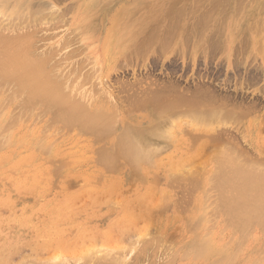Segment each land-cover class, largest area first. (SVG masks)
I'll return each instance as SVG.
<instances>
[{
  "label": "bare ground",
  "instance_id": "6f19581e",
  "mask_svg": "<svg viewBox=\"0 0 264 264\" xmlns=\"http://www.w3.org/2000/svg\"><path fill=\"white\" fill-rule=\"evenodd\" d=\"M126 1H128V0H126ZM132 1H133L132 4H135V5L129 7V6H126L125 3H122L123 2V0H122V2L119 4V6L115 9V12L106 13V10L108 8V4H106L104 7H101V9H99V7H100V6L98 7L99 0H82L81 6L77 9L76 14L74 13L75 14V16L73 18L74 22L72 23V24H74V25H72L73 28L71 30H69L70 31L69 33L67 32L70 35H67V34L66 35L71 36V34L73 35V33L75 34V33H81V32L85 33L86 32V33L93 34V36H94V35H97L99 33L101 34V31H102L104 33V35L106 36L105 37L106 41L104 42L103 47H101L102 51H103L102 57L100 58L101 62L98 61L99 59L97 58V56L94 58L99 62L98 65L100 67L106 68L107 67L106 65L108 64L107 62L109 60H110V62L115 61L116 58H118L119 56H121L125 52V48L129 44H130L128 46L129 48H127V49H129V51H131L130 55H134V54L136 55L142 50H143V52H140V53H144L146 48L148 46L152 45V43H155L153 45H157L158 40H159V43H158L159 46L158 47L160 48L161 51H163L165 48H167L169 46L170 43H172L175 40V37H176L184 45H187V44L189 45L191 43V45H193L194 48H196L193 51L197 50V52H198L199 50H201V51L203 50V53L202 52L201 53L205 54L204 50L207 49L206 50L207 53L209 51L210 52L209 54H211L212 51L215 50L216 48L219 49L220 47L222 48L225 46V45L221 46L220 41H221V37L223 35V30L225 28H228V25H230V27L233 28L231 30V33H233V31H235V30H240V29L245 30L247 27H248V29L246 30L245 33L251 32L254 34L255 33L254 31H256L253 29L254 25L252 28V26L250 25L251 23L249 24V22L252 21L251 19H253V20L255 19L253 16H251L252 14H250L248 16L247 23H245V21L243 19L242 20H238V19L235 20V17L237 14L235 12H237V9L235 7L229 9L230 5L222 3V2H224V0H220V1H218V0H192L193 4H189L191 0H165L164 2H162V0H132ZM202 1L204 4L202 3ZM239 1L242 2L243 0H239ZM101 2H102V0H101ZM27 3H28L27 6H29V4H30L29 0H0V91L3 89L5 91L7 89V90H10L11 93L13 92L11 97H10V95L8 96L10 99L7 98V105H9L8 100H10V102H12L11 99L13 100V98L14 99H20L21 98V101L19 100L21 102V104H19V101L16 103L19 106V108L22 105L23 110L33 111L32 108L34 109V107H36V109H39L40 107H42V112L40 115L41 117H45V115L47 117L48 114H52V116L49 115L50 117H49L48 121L52 122L53 124L60 123L61 126H63V128H66V130L68 129V130L72 131L71 135H69L68 133H65L63 135L62 139L66 138L70 142H72L69 144L70 145L72 144V146L74 148L73 149L74 152L67 151L66 147L63 144L64 141L59 143L58 145H57L58 140H56V141L53 140L54 142H52L51 138H50L52 134L51 135H45V136H43L44 134H42V137L39 138L38 135L40 134V132H42V130H41L42 128L38 129L36 127H33L30 129V128H26V127L23 128V126L19 125L18 127H21V128H19L20 130L15 132L14 136H12V138L10 140H7L8 144H6V146L3 145L5 149L0 151V168L1 167L4 168L6 165L9 164L10 167L9 166L8 167H9V173L10 174H15L17 177L18 176L23 177L24 175L29 177L30 182H29L28 186H26L25 183L23 184V186H25V187L20 186L21 189L29 190L31 187L35 186L36 181L34 178L32 179L33 174L32 175L30 174L31 170L28 169L30 172H24L23 168L30 167V166L32 167V164H33L34 167L32 168V170L35 168V169H37L36 172L46 173V175H47V171H49L50 169L47 167H43L41 164L37 165L38 161L47 159V161H49V162H51V161L54 162L57 157H59V158L63 157L64 156L63 153H66L65 155H67L68 158H70V157L73 158L74 161L81 160V159L92 160V158L94 157V160L96 159L95 161H97L98 163L103 165V167H104L103 169L109 173L117 172L119 170L118 164H120L122 162L126 165V167L129 168V169H127L126 172H128L130 175H135L138 173L141 174V172H143V171L145 172L147 169H150V166H151V168H153L152 164L154 166L156 165L158 169L164 168L166 171V174H168L171 172H173V173L179 172L181 169L180 168V166L182 164L181 160H175V161L170 160V159H174V158L178 157V155L174 154V153L178 152V148H179L178 146H190V147H192V149L190 148L191 151L193 150L194 146H198V147L201 146L200 147L201 150H203L202 148H204V147L206 149L208 147L221 146L220 148H222V151H221V149H219V151H217V152L215 151L216 154L212 153V152H214V150H212V152H210L213 155L215 154L214 156L211 155V156H213V159H211V160H213L214 163L212 165H210L211 170H213V173L215 174V175H211V174H213L211 172L210 176H212V177L216 176L215 177V180H216L215 181L216 182L215 188H216V190H213V189L212 190L214 191V193L218 192L219 197L217 196L218 199L216 198L218 200V204H219L218 206L220 207V211H222L221 215H222V217H224L223 221L225 222V225L227 227L226 229H230V232H231L230 236L228 237L229 241H232L234 246L236 244V247L237 248L239 247V250H237V251L226 250L227 247H226V245H223V243H224L223 239H220L216 234H212V236L210 235L209 238H207L208 242H206L204 240V238H202V236H201V238H199L198 235L195 237V234H194L193 238L195 237V239L192 238L193 241L188 243L187 246H188V253L189 254H187V253L186 254H187V256L188 255L191 256V259H192L191 264H264V162L257 161L255 158L252 157L253 155L250 156L249 154H247L246 150L244 151L245 148L241 149L242 148L241 145L238 147L237 146L238 143L236 144L234 142V141H236L237 138L230 140L229 138L226 137V135H221L222 133L220 135H218L219 132H217L218 134H215V135L212 134V137L210 136L211 134H209L210 137L204 136L206 138L209 137L210 139L208 138L209 140L202 141V142L198 143V141L200 140V136L201 137H203V136L197 134V132H196L199 130L206 131L209 129V127H211L214 124H217L219 122H223V123L224 122H230V121L235 122L236 120L239 122V120L245 118L244 116L247 114L246 112L248 111V109H250V108H248V105H246V107L248 109L246 108L247 110L246 111L244 110L245 111L244 112V111H242L243 104L240 105L241 102H240V104L239 103L235 104V101H234V102H232L233 103L232 104L229 102L230 101L228 99L229 97L228 98L225 96L220 97V96L216 95L214 91L208 92L209 88L207 89V87L204 88V87L199 86L200 88L197 87V90H195V91L193 90L190 93L187 92L184 94H182V93L178 94V93H173L174 91L172 92V90L169 91L171 88V86H170V88L168 87L169 90L166 88V90H168V92H164L162 94H159V91L156 90V93L154 92L155 94H151V96L149 95L150 93L149 94L147 93V95H149V96H146V94H145L144 95L145 98H141L142 94L140 95V98H135L134 95H131V94L127 95L126 94L127 102L125 104H129L132 111H134V110H136V111L143 110V111L139 115H136V116L134 115V116H129L127 118H120V111L119 110H120V108H122L124 106L122 103V100H121V103L119 102V100H117L114 103L112 102V104L110 102L111 108H109L108 105H105V103L107 104V102H108L107 101L108 98L107 99L104 98V100L106 99V101H107V102L105 101V103L104 102L102 103L101 102L102 100H100V98L98 99L97 103L94 100L86 101V100H88L86 97H89L91 92H89L90 94H88V93L83 94V89L81 91L79 89L80 88L79 87L80 82L78 83V81L82 77H84V74H81L82 73L81 71H84V70H82L81 67H79L80 64H78V62H77L76 65H73L75 67H72L73 69L69 70L67 73L65 72L64 68H62L63 64H65L64 62H67L65 60L71 59L73 57V55L66 56L63 60L64 62H61V63H60V61L56 63L54 61V59H52L56 63L55 66H52L49 63V60H51V58L53 57L52 52H54L53 50H56L55 47H53V50L51 51V54L49 56L50 59H48L46 57L47 51H46V53L41 52V54L34 53L35 52L34 48L36 45L35 43H33L34 38L27 35L29 30L28 31L27 30L24 31V30L27 28L28 29L33 28L34 26H36V28H37L36 30H40V29L43 30L45 27H42V26H45V24H40L41 25L40 27H42L40 29H39V27H37L36 24L45 22L46 18L51 19V17H52L54 19L56 16L54 15L55 13L51 14V12H50L51 15H47V16L48 17L51 16V17H49V18L46 17L44 19L45 15L41 16V13H42V10L44 9V7L40 6V5L39 6L36 5L33 8V10L28 9V11H26V9H24V11H23L22 8L20 7V4L22 6V4L26 5ZM242 4H243V2H242ZM45 5H48V4L44 3V6ZM129 5H131V3ZM250 5H251V3H250ZM234 6H235V3H234ZM244 6H242V7H244ZM240 7L241 6H239V8ZM50 8L51 7H49V9ZM244 8H246V7H244ZM255 8H259V6L254 5L252 10L254 11ZM256 10H258V9H256ZM68 11L70 12V9ZM217 11L219 12V14L221 13V15L216 16L215 13ZM229 11H231V14H229ZM26 12H28V13H26ZM62 13H61V15H64V13L63 14ZM68 13H66V14H68ZM222 14H224V15H222ZM58 15L61 17V20H62L63 17L59 13H58ZM53 19H51L49 21H51V23H52V21H54ZM57 19H60V18L58 17ZM57 19H55V20H57ZM47 21H46V25H47ZM59 22H61V21H59ZM225 22H226V25L222 26V24ZM51 23H50V25H51ZM61 23H59V24H61ZM257 24H258V22L256 23V25ZM53 25L56 26L54 23H53ZM53 27H51V28H53ZM56 27H58V25ZM55 29L57 30V28H55ZM30 30H32V29H30ZM32 32H31V34H32ZM177 32H179V34H175ZM174 34H175V37H174ZM84 36L85 35H83L81 37L83 38ZM77 37L78 36L75 37V41L78 40ZM64 38H62V39H64ZM71 38L70 39L68 38V39L71 40V42H72L73 39H71ZM82 38H79V40ZM84 38H86V40H87V37H84ZM138 38H140V40L136 41ZM243 39H245V38H243ZM66 40H67V38H66ZM75 41H73V42L75 43ZM203 41H205L208 48L203 47L204 46L202 44ZM59 42H60V40H59ZM63 42H62V44H63ZM68 43H66V44H68ZM77 43H78V41H77ZM62 44H60V46ZM63 45H65V44H63ZM184 45H183V47H184ZM62 47H64V46H62ZM56 48L59 49L60 47L58 48V45H57ZM50 50L48 51L49 53H50ZM61 50H60V52H61ZM187 50H185V51L187 52ZM210 50H212V51H210ZM64 52H65V50H64ZM81 52H82V50H81ZM243 52L245 53V51H243ZM69 53H71V51ZM43 54H45V55H43ZM54 54H56V51ZM71 54H73V52ZM194 55H196V54H194ZM251 58H252V56H251ZM90 63H92V62H90ZM82 64H83V62H82ZM67 65H69V64H67ZM68 68H69V66H68ZM84 69H86V67ZM259 72H260V70H259ZM69 73H70V75H73L72 79H69L68 76H66ZM89 73H90V71H89ZM87 75L88 74H86L85 77H87ZM97 76H99V74L96 75V77ZM92 78H93V76H92ZM89 79H90V77H89ZM90 80H88V81H90ZM88 81H87V83H88ZM84 83L86 85V82H84ZM83 86H84V84H83ZM90 87H91V85H90ZM165 87H166V85H165ZM165 87H164V89H165ZM162 88L163 87H161V89ZM173 90H175V88ZM211 90H212V88H211ZM85 91H86V89H85ZM157 91H158V93H157ZM182 91H184V90H182ZM8 92H7V94H8ZM72 92H74V93L76 92L75 94L77 96ZM134 92H136V91H134ZM80 93H82L83 95L82 94L80 95ZM2 94H3V92H2ZM72 94H73V96H72ZM119 94H120V92H119ZM84 95H86V96H84ZM75 96H76V98H75ZM79 96L80 97L82 96V98L80 99ZM77 97H79V100L77 99ZM84 97L86 98V100H85L86 102L84 101ZM93 97H95V94L93 95ZM93 97L90 95V99H92ZM5 98H3V99L5 100ZM110 100H112V98H110L109 101ZM3 101H2V103H3ZM123 102H125V101H123ZM4 105H6V104L4 103L3 107H4ZM239 105L242 107H239ZM126 106H128V105H126ZM249 107H251V109H252L253 105L252 106L250 105ZM8 113L4 112L3 114H0V117H1L0 126H1V124L3 125L4 122L5 123L9 122V121L6 122L8 115H10ZM25 113H27V111ZM29 116L30 115H28V117ZM250 116H252V115H250ZM14 117H16V116H14ZM18 117H19V115H18ZM34 118H36V117H34ZM17 120H19V119H17ZM13 121H12V123H13ZM48 121H47V123H48ZM183 121H184V125H187V127L190 128L189 131H191L187 134V138H183V136H181L179 134L180 132H182L183 128L185 129V127H186L185 126L182 128V126H183L182 122ZM260 121H263V120H260ZM170 125H171V127H170ZM47 127H48V125H47ZM169 127H170V129L172 128L174 134H172V132L169 133V131H170ZM232 130H233V128H232ZM47 131H49V127H48ZM26 132H27V135H26ZM186 132H184V133H186ZM45 133H47V132H45ZM184 133H182V135ZM223 136H224V138H223ZM9 137H10V135H9ZM9 137H8V139H9ZM80 137H83V138H80ZM223 139H225V140L222 141ZM232 140H234V141H232ZM237 142H238V140H237ZM69 144H68V146H69ZM0 145H2V144H0ZM3 146H2V148H3ZM172 146H175V149L173 151H170L167 154L162 155V152L164 150H168ZM226 147L227 148L231 147L230 148L231 151L229 149V153L227 152V150L226 151L224 150V148L227 149ZM64 149H65V151H63ZM180 149H181V147H180ZM208 150L210 151V148ZM198 151L201 152L200 149L197 150V153H196L197 155L199 153ZM67 152H69V154H67ZM189 152H190V150H189ZM42 153L46 154L45 155L46 157H44V155ZM210 153H208V154H210ZM192 157H196V156H192ZM187 158L189 161V159H190L189 155ZM64 159H66V157ZM191 159H190V161H191ZM193 160H195V158ZM163 161L168 162L169 165L164 164ZM185 161H186V158L184 159V161L182 160L183 164L185 163ZM62 162L64 164H62ZM62 162H60L61 163L60 165L56 164L59 166H56L57 168H54V171L51 170L53 172V174H54V172L60 173L61 171H65V172L68 171L69 172L68 169L70 168V166H68L66 164V162H64V161H62ZM57 163H59V162H57ZM197 163H198V161H197ZM208 163H206L207 166H208ZM201 165L198 167L200 169L204 170L205 166L202 167L203 165L202 166ZM188 166H190V168H194L193 166H191L189 164L187 165V167ZM74 169H75V167L72 166L71 170H74ZM186 169L188 170L189 168H186ZM186 169H184L186 172L184 170H183L184 172L182 171L183 172L182 176L185 175V173H187ZM152 170H154V168ZM195 170L196 171H194V172L188 171L189 174L187 173L188 174L186 177L187 179L185 178L186 179L185 182L187 181L186 185H188V186L191 185L192 187L194 186L193 188L190 186L191 189L186 186L187 190H189V189L192 190L195 187H197V185L201 186L200 181L203 178L201 180H199V178H197L199 175V171H198V169H195ZM93 171L100 174V171H99V169L97 170V168L93 169L92 172ZM147 171L149 172V170H147ZM33 173H35V172H33ZM48 173H50V172H48ZM124 173H125V170H124ZM163 173H165V172H163ZM69 174H71V173H69ZM203 174H206V173H202L200 177H202ZM46 175H44V176H46ZM126 175H127V173H126ZM37 176H39V175H37ZM182 176H180L181 179H182ZM104 177H105V175H104ZM122 177H124V176H122ZM127 177L128 176H126V178ZM171 177H169L170 180H174V179L177 180V178L174 177V179H173ZM180 177L178 178V180L180 179ZM184 177L182 180H184ZM1 178H2V180L4 178H5L4 180H6V177H4V176ZM37 179L39 180V178H37ZM181 179L179 181L184 183V181H182ZM175 180H174V182H176V185H177L178 180L177 181H175ZM208 180H209V178H208ZM116 181H114V182L116 183ZM213 181L214 180H212L211 183ZM169 182L170 181H168V183ZM209 182H207V184ZM13 184H14V181H13ZM118 184H120V183H118ZM213 184H214V182H213ZM19 185H21V184H19ZM166 186H167V183H166ZM184 187H185V185H184ZM211 187L214 188L213 185H211ZM3 188H5V187H3ZM114 189H116V188H114ZM209 189L210 188H207V189H205V191L209 190ZM88 190H89V188H88ZM94 190H95V188H94ZM98 190H99V188H98ZM190 190H189V193H191ZM18 191H19V189H13L12 188V189H10V194L14 193V192H18ZM100 191H102V190H100ZM205 191H204V193H205ZM147 192H145V193L147 194ZM146 194H145V197H146ZM151 194L154 195V193L151 192V193H149V197ZM192 194H190V195H192ZM205 194H207V193H205ZM3 195H1V196H3ZM162 195L160 196L161 201L159 204L156 203L157 201L159 202V198L156 199L155 201L152 200L156 204L155 205L156 207H154L156 209H151L149 212L147 211L148 215L146 213V215L144 214V216H148L151 218V217H153V214H152L153 212H157L156 214H158V213L162 214L163 209L161 210L160 204L164 200H166V199H163V201H162L161 198L164 197V194H162ZM165 195H166V193H165ZM190 195L188 194L187 196L189 197ZM4 196L7 197L8 195H4ZM139 196H141L140 200H142V197L144 198V196H142V193H140ZM97 197H99V195ZM151 197H150V199H151ZM109 198H108V202L110 203ZM115 198H113V199H115ZM69 199H71V197ZM132 199L134 200V198H132ZM150 199L148 201H150ZM206 199H207V197H206ZM102 201L105 203L107 200L105 201L102 199ZM152 201L150 202L151 204L153 203ZM59 202H62V200ZM103 202H102V205H103ZM204 202H206V201H204ZM94 203L97 204V205H94V209H93L95 211V214H96V211H99V210H97V206L100 207V205H99L100 203L96 200H94ZM135 203H136V201H135ZM88 204L86 203V206ZM93 204H92V206H93ZM112 204L111 205L108 204L107 213L112 212V210L109 209V208L113 207ZM57 205H58V207L60 206L59 204H57ZM129 205H130V203H129ZM152 205L149 204L150 208L151 207L153 208ZM157 205L159 207H157ZM162 205H163V203H162ZM216 205H217V202H216ZM86 206L84 205V207H86ZM175 207L176 206H174V209L177 210V208H175ZM179 207H181V206H179ZM148 208H146V209H148ZM51 209H52V207H51ZM113 209L115 210V208H113ZM199 209L197 208V210H199ZM30 210H32V209H30ZM125 210H126V206H125ZM212 210H213V208H212ZM69 211H71V210H69ZM201 211H200V213H201ZM129 212H130V210H129ZM142 212H144V210L141 211V213ZM202 212H204V211H202ZM209 212H211V211H209ZM85 213H87V212H85ZM92 213H93V211H92ZM114 213H116V212H114ZM32 214H34V213H32ZM58 214H59V212H57L51 216H48L47 218L45 217V219L42 220L41 222H33L32 221L33 222L32 223V222L28 221L29 222L28 223L27 221L26 222L25 221H19V222L15 221L16 222L15 225H17V227L19 228V231L17 232L18 235L16 234V237L18 239L26 242L31 248H33L34 258L36 259V262H35V259H33V262H35L36 264H68V263L64 262L65 261L64 258L67 254L63 255V253L66 252V251L63 252L64 251L63 248H66V246L63 247L64 244H63V242L60 241V239H57V237H58L57 235H56L57 237H55V235H54V237H53V235L51 237L50 234L52 231L50 232V230L48 229V225L49 226L52 225L54 227L57 226L56 220L58 221L59 216H55V215H58ZM154 215H155V213H154ZM118 216H120V215H118ZM155 216H157V215H155ZM159 216H157V217H159ZM70 217H71V215H70ZM125 217H128V216H126V214H125ZM125 217L120 216L121 222L119 220L117 222V225H116V226H118V224H120L118 226L119 228L116 226H113V231L119 232V230L121 229L120 226L122 224L125 225V224L129 223V221L126 220ZM144 218H146V217H144ZM31 219H32V217H31ZM168 219L169 218L158 222L157 230H158L159 235L162 238L166 239L167 237H169L170 241H171L172 235L169 236L168 234L170 231H173L172 229L175 227L177 221L175 218H170L169 219L170 221H167ZM194 219L192 218V221H194ZM183 220H184V218H183ZM60 221H62V220L60 219ZM206 222H208V221H206ZM132 224H134V223H132ZM132 224H130V225L132 226ZM197 225H199V224H197ZM197 225H194L193 227H196ZM213 225L214 224H212V226ZM125 226H127V225H125ZM125 226H124V228H125ZM134 226H136V224L133 225V227ZM121 227H123V226H121ZM135 228L136 227H134V229ZM142 228H143V226H142ZM55 229L57 231L56 227H55ZM73 229H75V228H73ZM143 229H145V228H143ZM184 229L185 228H183V230ZM226 229L224 228V230H226ZM28 230H30L29 236L26 237L27 235L25 236L24 234ZM136 230H138V228ZM147 231L148 230H141L140 229L136 233L141 235L142 233L144 234V232H147ZM72 232H74V231H72ZM222 232H223V230H222ZM98 233H99V231H98ZM112 233H115V232H112ZM61 234H62V232L59 235H61ZM116 234L118 235L119 233H116ZM116 234L115 235L113 234L114 236H111V234H110V237L109 236L107 237L108 240L110 239V242L112 241L111 243H109V247L111 244L112 246L110 248L121 249L122 248L121 242H119L120 243L119 245H116L117 242L120 241V240H118L120 235L116 236ZM250 234H252V235L250 236ZM88 235H89V233H88ZM88 235H86V237L84 236L85 239L87 238ZM144 235H146V234H144ZM206 235H207V233H206ZM204 236L205 235H203V237ZM157 237H158V234H157ZM59 238H61V237L59 236ZM68 238L66 236V240ZM136 238H138V237H136ZM71 240H72V238H71ZM88 240H90V239H88ZM151 240H149V241H151ZM155 240H152V241H155ZM174 240L175 239L173 238L172 241H174ZM190 240L191 239H189V241ZM5 241H6V239H5ZM83 241H84V239H83ZM172 241H171V243H173ZM148 242L145 244L147 245ZM158 242L160 243V241H158ZM154 243H156V241ZM159 243H158V245H159ZM74 247H76V245H74ZM109 247H108V249H109ZM224 247H226V249ZM0 248H1V246H0ZM95 248L96 247H94L91 250H93V252H94ZM150 248H151V246H150ZM91 250L86 252L87 255H89L90 252H92ZM140 250L144 251L143 247H142V249L140 248ZM50 252H52V255ZM184 252H183V254H184ZM129 253H130V251H129ZM139 253H141V252H139ZM33 254H32V256H33ZM97 254H99V253H97ZM144 254H145V252H144ZM242 254H245V255H242ZM71 255H74V254L72 253ZM83 256L85 257V255H83ZM136 256H137V254H136ZM173 256H174V254H173ZM220 256H224V257H221V260H218ZM69 257H71V256H69ZM78 257H80V256L78 255ZM169 257H171V256H168V258ZM80 258H81V262H82V255ZM89 258L90 259L93 258V255L90 256ZM68 259H70V258H68ZM224 259H225L224 262H226V263H222V261ZM1 260L2 259H1V255H0V261ZM26 260L28 263V257ZM91 260L93 261V259H91ZM174 260H175V258L171 261H174ZM95 261H97V260L95 259ZM103 261H104V259H103ZM113 261H114L113 262L114 264H119V262L117 260H113ZM99 262H101V260ZM133 263H135V262H133ZM155 263H156V261H155ZM69 264H70V262H69ZM86 264H88V263L86 262ZM89 264H90V262H89ZM92 264H95V263H92ZM149 264H151V263H149Z\"/></svg>",
  "mask_w": 264,
  "mask_h": 264
},
{
  "label": "rangeland",
  "instance_id": "374dc122",
  "mask_svg": "<svg viewBox=\"0 0 264 264\" xmlns=\"http://www.w3.org/2000/svg\"><path fill=\"white\" fill-rule=\"evenodd\" d=\"M81 1L82 0H29V3L31 2L29 4V6H27L28 5V3H27L26 5L22 4V6L20 4V7L22 8L23 11H24V9H26V11H28V9L33 10V8L36 5L37 6H39V5L43 6L44 9L42 10L41 16L45 15L44 19L46 17H48L47 15H51L52 13H55L54 15L56 17L54 16L55 17L54 19L51 16H49V17H51V19L54 20V21H52V23H51V21H49L51 19L48 17L49 19L46 18L45 22L36 24L37 27H39V29L42 27H45L44 29L47 32L44 29L43 30L42 29L36 30L37 29L36 26H34L33 28H30L32 30L27 28L24 31L29 30L27 35L34 38L33 43L36 44V45L34 44L35 48L33 47L35 49L34 53L41 54V52L46 53V51H47L46 57L48 59H50L49 56L51 54V51L53 50V47H55L56 50H53L54 52H52L53 57L51 58V60H49V63L52 66H55L56 63L59 61H60V63L64 62L63 60L66 56L73 55V57L71 59L65 60V61H67V62H64L65 64L62 63L63 64L62 68H64L65 72L67 73L69 70L73 69L72 67H75L73 65H76L77 62H78V64H80L79 67H81V69L84 70V71H81L82 73L81 72L80 73L84 74V77H82L78 81V83L80 82L79 83V87H80L79 89H80V91L83 89V94L84 93L90 94L89 92H91L90 95L92 97L95 94V97H93L92 99H90V95H89V97H86L88 100H86V98L84 97V101L85 100L86 101L94 100L97 103L98 99L100 98V100H102L101 102L105 103L106 99L108 98L107 99L108 102L106 101L107 104L105 103V105H108V107L111 108L110 105L112 104V102L114 103L117 100H119V102L121 103V100H122V103L124 106L122 108H120V110H119L120 111V118H127L129 116L139 115L143 110L132 111L129 104H125L127 102L126 94L127 95H130V94L134 95L135 98H140V95L142 94L141 98H145V96H144L145 94H146V96H149V95L151 96V94L156 93V90L159 91V94H162L164 92H168V90H169L168 87L170 88V86H171V88L169 91L172 90V92L174 91L173 93H178V94H181V93L184 94L187 92L190 93L193 90L194 91L197 90V87L198 88H200V87L206 88L207 87V89L209 88L208 92L214 91L215 94L220 96V97H223V96H225L227 98L229 97L228 99L230 101L229 100L228 101L230 103L235 101V104H238V103L240 104V102H241L240 105L243 104V107L240 105H239V107L243 108L242 111H244V110L246 111L248 108H250V109H248V111L250 113L247 111L246 112L247 114L244 116L245 118L239 120V122L237 120L235 122L234 121L224 122V123L219 122V123L214 124L213 126L209 127V129L206 131H201V130L196 131L197 134L203 136V137L200 136V140L198 141V143H200L202 141L209 140L210 139L209 137L210 136L212 137V134L215 135V134H218L217 132H219L218 135H220L222 133L221 135H226V137L229 138L230 140L237 138L236 141H234V140H232V141H234L236 144L238 143L237 144L238 147L241 145L242 146L241 149L245 148L244 151L246 150L247 154H249L250 156L253 155L252 157L255 158L257 161L264 162V119H263L264 118L263 117L264 116V0H258V1L252 0L253 2L251 0H243L242 2L245 6L239 0H224V2H222V3H225L227 5H230L229 9L233 8V7H235L237 9V12H235V13H237L235 20H237V19L242 20L243 19L245 21V23H247L248 16L250 14H252L251 16H253L255 19L254 20L251 19L252 21L250 20L251 22H249V24L251 23L250 25L252 26V28L254 25L253 29L256 31H254L255 32L254 34L251 32L245 33L246 30L248 29V27L247 28L245 27L246 28L245 30H243V29L235 30V31H233V33H231V30L233 28L230 27V25H228V28H225L223 30V35H222L221 41H220L221 46H224V45L225 46L222 48L219 46L220 48L219 49L216 48L215 50H213L214 52L212 50H210V51H212L213 54L212 53L209 54L210 53L209 51L207 53V51H206L207 49L204 50L205 54H202L203 50L202 51L199 50L198 52H197V50L193 51L196 48H194V46L191 45V43L189 45L188 44L184 45L180 42L179 39H177L175 37V34H179V32H177L174 34L175 40L172 43H170L171 45L169 44V46L167 48H165L163 51H161L160 48L158 47L159 46V44H158L159 40H158L157 45H153L155 43H152L153 46L150 45L146 48V50L144 49L145 50L144 53H140V52H143V50H142L136 55L135 54L130 55L131 51H129V49H127V48H129L128 46L130 44L127 45V47L125 48L126 53L124 52L125 54L123 53L124 55L122 54L121 56L116 58L115 61L110 62V60H109L107 62L108 64L106 65L107 66L106 68L100 67L98 65V63H99L98 61L101 62L100 58L102 57V52H103L101 47H103V44L106 41L105 40L106 36L104 35V33L102 31H101V34L99 33V34L94 35V36H93V34L86 33V32L85 33L84 32L75 33V34L73 33L74 36L72 34H71V36H67V35H70V34H68L70 32L69 30H71L73 28V26H72V25H74V24H72L74 22L73 18L76 14L77 9L81 6ZM106 1L107 0H102V2H101V0H99V3H98V7L100 6L99 9H101V7H104L106 4H108V8L106 10V13L115 12V9L122 2V0H108L109 2L108 1L106 2ZM164 1L165 0H162V2H164ZM218 1H220V0H218ZM44 3L48 4V5L44 6ZM122 3H125V5L129 6V7L135 5V4H132L133 3L132 0H128V1L123 0ZM130 3H131V5H129ZM202 3H203V1H202ZM234 3H235V6H234ZM250 3H251V5H250ZM189 4H193L192 0L190 1ZM254 5L259 6V8H255L253 11L252 8L254 7ZM239 6H241V7L239 8ZM242 6H244L246 8H244ZM49 7H51L52 9L51 8L49 9ZM69 9H70V12L68 11ZM239 9L240 10L242 9V10L240 11ZM256 9H258V10H256ZM63 11L64 12L66 11V12L64 13ZM50 12H51V14H50ZM62 12L64 13V15H61ZM26 13H28V12H26ZM58 13L63 17L62 20H61V17L58 15ZM66 13H68V14H66ZM229 14H231V11H229ZM215 15L216 16L221 15V13L219 14V12L217 11L215 13ZM222 15H224V14H222ZM57 16L60 19H57L58 18ZM55 19H57V20H55ZM47 20L51 23V25ZM58 20L61 22L63 21V22L61 23ZM46 21H47V25H46ZM257 22L260 26L258 24H257L258 26L256 25ZM53 23L56 26L58 25V27L54 26ZM59 23H61V24H59ZM40 24H45V26L40 27L41 26ZM223 25L225 26L226 22L223 23L222 26ZM53 26L55 28H57V30ZM51 27H53V28H51ZM31 32H32V34H31ZM83 35H85L84 37H87V40H86V38L81 37ZM76 36H78L77 37L78 40L75 41ZM62 38H64V39H62ZM66 38H67V40H66ZM68 38L73 39V41H75V43L73 41H72L73 42L72 43L71 40H69ZM79 38H82V39L79 40ZM243 38H245V39H243ZM59 40H60V42H59ZM138 40H140V38H138L136 41H138ZM77 41H78V43H77ZM62 42L65 45H63ZM65 42L68 44H66ZM60 44H62V45L60 46ZM202 44L204 45L203 46L204 48L205 47L208 48L205 41H203ZM57 45H58V48L60 47L62 50L60 48L57 49L56 48ZM183 45H184V47H183ZM62 46H64V47H62ZM80 49L82 50V52ZM49 50H50V53L48 52ZM60 50H61V52H60ZM64 50H65V52H64ZM185 50H187V52ZM55 51H56V54H54ZM70 51H71V53L73 52V54L69 53ZM243 51H245V53ZM194 54H196V55H194ZM43 55H45V54H43ZM96 56L99 59L98 61L94 58ZM251 56L253 59L251 58ZM52 59H54V61L56 63ZM82 62H83V64H82ZM90 62H92V63H90ZM67 64H69V65H67ZM68 66H69V68H68ZM85 67H86V69H84ZM259 70H260V72H259ZM89 71H90V73H89ZM85 73L88 74L87 77H85L86 76ZM98 74H99V76L96 77V75H98ZM66 76H68L69 79L73 78V75H70V73L67 74ZM92 76H93V78H92ZM89 77L91 80L89 79ZM88 80H90V81H88ZM87 81H88V83H87ZM84 82H86V85ZM82 83L84 84V86ZM90 85H91V87H90ZM165 85H166V87H165ZM161 87H163V88L161 89ZM164 87H165V89H164ZM173 87L175 88V90H173L174 89ZM166 88L168 90H166ZM211 88H212V90H211ZM85 89H86V91H85ZM6 90L4 91V89H3L0 91V114H3L4 112H7V113L9 112L8 114H10V115H8V118L6 120V122L7 121H9V122H7V123L4 122V124L3 125L1 124V126H0V130H1L0 131V144H2V145H0L1 146L0 151L5 149L4 146H6V144H8L7 140H10L12 138V136H14V133L17 132L18 130H20L19 128H21V127H18V126L21 125V126H23V128L24 127L30 128V129L33 127H36L38 129L42 128L41 130L43 133L40 132V134L38 135L39 138L42 137V134H44L43 136L52 134L50 137L52 142L58 140V143H57V145H58L59 143L64 141L63 144L66 147L67 151L74 152V150H73L74 148H73L72 144L71 145L69 144L72 142H70L66 138L62 139V137L65 133H68L69 135H71L72 131H70L68 129L66 130V128H63V126H61L60 123H57L58 124L57 125V124H53L52 122L48 121V119L50 117L49 115L52 116V114H48L47 117H46V115H45V117H41L40 115L42 112V107H40V106H39L40 108L38 107L39 109H36V107H34V109L32 108L33 111L23 110L22 105L20 106V108H21L20 109L16 103L19 100L21 101V98L20 99H14L13 98V100L11 99L12 102H10V100H8L9 105H7V98H9L8 97L9 95L11 97L13 92L11 93L10 90H7V91ZM182 90H184V91H182ZM134 91H136V92H134ZM158 91H157V93H158ZM2 92H3V94H2ZM7 92H8V94H7ZM119 92H120V94H119ZM72 93H74V92H72ZM147 93L148 94L150 93V94L147 95ZM81 94L82 93H80V95ZM86 95H84V96H86ZM72 96H73V94H72ZM76 96H75V98H76ZM79 97H77L78 100H79ZM3 98H5V100ZM81 98H82V96L80 97V99ZM104 98H106V99L104 100ZM110 98H112V100L109 101ZM2 101H3V103H2ZM20 101H19V104H21ZM123 101H125V102H123ZM110 102H111V104H110ZM4 103L6 105H4V107H3ZM126 105H128V106H126ZM246 105H248V108L246 107ZM250 105L251 106L253 105L252 109H251V107H249ZM26 111H27V113H25ZM18 115H19V117H18ZM28 115H30V116L28 117ZM250 115H252V116H250ZM14 116H16V117H14ZM34 117H36V118H34ZM0 119H1V117H0ZM17 119H19V120H17ZM260 120H263V121H260ZM12 121H13V123H12ZM47 121H48V123H47ZM182 123H183L182 128L185 126L186 127H185V129L183 128L182 132L179 131L180 132L179 134L181 136H183V138H187V134L191 131H189L190 128H188L187 125H184V121ZM47 125L49 127V131H47L48 130ZM170 127H171V125H170ZM170 127H169V129H170ZM232 128H233V130H232ZM45 132H47V133H45ZM171 132H172V134H174L172 128L170 129L169 133H171ZM184 132H186V133H184ZM182 133H184L185 135L184 134L182 135ZM209 134H211V135L209 136ZM9 135H10V137H9ZM26 135H27V132H26ZM204 136H209L208 137L209 139L204 137ZM8 137H9V139H8ZM80 138H83V137H80ZM223 138H224V136H223ZM224 140L225 139H223L222 141H224ZM237 140H238V142H237ZM68 144H69V146H68ZM2 146H3V148H2ZM178 147H179L178 152L174 153V154L178 155V157L174 158V159H170V160L171 161L181 160L182 164H181L180 168L182 170L180 169L179 172H175V173L171 172V173L166 174V171L164 168L158 169L156 165L154 166L152 164V167L154 168V170H152L153 168H151V166H150V169L153 172L150 169H147V170H149V172L146 170L145 172L144 171L141 172V174L140 173L135 174L136 176L130 175L128 172H126L127 169H129V168L126 167V165L122 162L120 164H118V169H119L118 171L119 172L117 171L115 173H109L103 169L104 168L103 165H101L100 163L95 161L96 159L94 160V157L92 158V160L81 159V160L74 161L73 158H71V157L68 158V156L65 155L66 153H63L64 156L61 158L57 157L54 162H52V161L49 162V161H47V159L38 161L37 165L41 164L43 167H47L50 169L49 171H47V175H46V173L36 172L37 169H35V168L32 170V168L34 167L33 164H32V167L30 166V167L23 168L24 172H30L29 170H31L30 174L31 175L33 174L32 179L34 178L36 181L35 186L31 187L29 190L21 189V187H25V186H23L24 183L26 184V186H28V184L30 182L29 177H27L25 175L23 177H19V176L17 177L15 174H10L9 173V167H10L9 164L6 165L4 168L1 167L0 168V173H1L0 176L6 177V180H4L5 178L2 180V178L0 177V181H1L0 182V246H1L0 255H1V259H2L0 261V264H22V263L24 264L25 262H26L25 264H29V263L30 264H36L35 263L36 259L34 258V254H33V252H34L33 248H31L26 242H24V241H22L16 237V234L18 235L17 232L19 231V228L17 227V225H15V223L19 222V221L41 222L42 220L45 219V217L47 218L48 216H51L57 212H59L58 215H55V216H59L58 221L56 220L57 226H55L57 228V231H56L55 227L52 225H50V226L48 225V229L50 230V232L51 231L53 232V233L51 232V234H50L51 237H52V235H53V237H54V235H55V237L58 236L57 239H60V241L63 242V244H64L63 247L66 246V248H63V250H64L63 252L66 251L67 253L65 252V253H63V255L67 254L66 255L67 257L65 256V258H64L65 259L64 262H66L68 264H69V262H70V264H86V262L88 264H89V262H90V264H92V263H95V264H99V263L100 264H108V263L114 264L113 260H117L119 262V264H146V263L147 264H149V263H151V264L152 263L153 264H191V261H192L191 256L190 255H188L189 257L187 256V254H189L187 245H188V243L192 242L193 239H195V237L197 235L199 238H201V236H202V238H204V240L206 242H208L207 238H209L210 235L212 236V234H216L220 239H223V242H224L223 245H226V247H227V249H226V247H224L226 250H228V251L239 250V247L237 248L236 244L234 246L232 241H229L228 237L230 236L231 232H230V229H226L227 227L225 225V222L223 221L224 217H222V215H221L222 211H220V207L218 206L219 205L218 200H217L219 197L218 192L216 191L217 193H214V191H213V190H216V188H215V185H216L215 177L216 176L215 177L210 176L211 172L213 173V170H211L210 165H212L214 163V161L211 159H213V156L216 154L217 151H219V149H221V151H222V148H220L221 146L208 147L206 149L204 147V148H202L203 150H201V148H200L201 146H199V147L194 146L192 151H191L192 147H190V146H178ZM180 147H181V149H180ZM209 148H210V151L208 150ZM230 148L231 147H228L227 149L224 148V150L225 151L227 150V152L229 153ZM174 149H175V146H172L168 150H164L162 152V155L167 154L168 152L173 151ZM188 149L190 150V152ZM199 149L201 152L198 151L199 153L197 155L196 153H197V150H199ZM212 150H214V152H212ZM63 151H65V149ZM230 151H231V149H230ZM210 152L215 153V154L213 155ZM208 153H210V154H208ZM42 154L44 155V157H46L45 156L46 154H44V153H42ZM67 154H69V152H67ZM188 155H189L190 159L192 158L191 161H190V159L188 161V158H187ZM211 155H213V156H211ZM192 156H196V157H192ZM65 157H66V159H64ZM185 158H186V161L183 164L182 160L184 161ZM194 158H195V160H193ZM62 161L66 162V164L68 166H70V168L68 169L69 172L68 171L67 172L61 171L60 173L54 172V174H53L52 171H54V168H57L56 166H59L61 164L60 162H62ZM197 161H198V163H197ZM57 162H59V163H57ZM205 162L208 163V166ZM163 163L166 165H169L168 162L163 161ZM56 164H59V165H56ZM62 164H64V163L62 162ZM188 164L193 166L194 168H190V166L187 167ZM200 165L202 167L205 166L204 167L205 169L204 170L200 169L198 167ZM72 166L75 167L74 170H71ZM95 167L97 168V170L99 169L100 174L97 172H94V171L92 172L93 169H96ZM186 168H189V169L187 170ZM184 169L187 170L188 174H189L188 171L194 172V171H196L195 169H198L199 175L197 178H199V180H201L203 178L200 181L201 186L197 185V187L190 190L191 185L188 186V185H186L187 181L185 182L188 174L185 173V175L182 176L183 172L185 171ZM124 170H125V173H124ZM32 171L35 173H33ZM48 172H50V173H48ZM163 172H165V173H163ZM69 173H71V174H69ZM126 173H127V175H126ZM202 173H206V174H203V176L200 177ZM37 175H39V176H37ZM44 175H46V176H44ZM104 175H105V177H104ZM211 175H215V174L213 173ZM122 176H124V177H122ZM126 176H128V177L126 178ZM180 176H182V179L185 176L184 180H182ZM169 177H171L173 179L175 177V178H177V180L180 177V179L182 181H184V183L180 182L179 181L180 179H179L178 184L176 185V182H174L175 179L170 180ZM37 178H39V180ZM208 178H209V180H208ZM177 180H175V181H177ZM212 180H214L213 181L214 184H213V182L211 183ZM13 181H14V184H13ZM114 181H116V183ZM168 181H170L171 183L169 182L170 183L169 184ZM207 182H209L210 184L209 183L207 184ZM118 183H120V184H118ZM166 183H167V186H166ZM19 184H21V185H19ZM66 184L67 185L69 184L68 185L69 187ZM184 185H185V187H184ZM211 185H213L214 188H212ZM186 186L190 188V189L189 188L188 189L190 190L191 193H189V190H187ZM3 187H5V188H3ZM12 188L13 189H19V191L14 192L15 194L14 193L10 194V189H12ZM88 188H89V190H88ZM94 188H95V190H94ZM98 188H99V190H98ZM114 188H116V189H114ZM207 188H210V189L205 191V189H207ZM100 190H102V191H100ZM204 191L207 194H205ZM145 192H147V194ZM151 192L154 193V195L151 194L150 197L151 196L152 197L150 199L149 193H151ZM186 192L189 195L192 193L193 194L188 197L187 196L188 194ZM140 193H142V196H144V198L142 197V200H140L141 199L140 198L141 196H139ZM144 193L146 194V197H145ZM161 193L164 194V197L166 196L165 198L164 197L161 198L162 201H163V199H166L162 202L163 205H162V203L160 204L161 210L163 209L162 214H160V213L156 214L157 212H153L152 213L153 217H151V218L148 216H144V214L146 215L147 211L149 212L151 209H156V208H154V207H156L155 206L156 204L153 201H155L156 199L159 198V202L158 201L156 202L159 204L161 201L160 200V196L162 195ZM165 193H166V195H165ZM3 194L8 195V196L5 197ZM1 195H3V196H1ZM98 195H99V197H97ZM70 197H71V199H69ZM206 197H207V199H206ZM108 198L110 200V203L111 202L113 203V204L111 203L113 207L109 208L112 210V212L107 213V209H108L107 206H108V204L111 205L108 202ZM113 198H115V199H113ZM132 198H134V200ZM102 199L105 201L107 200V201L104 203L102 201ZM149 199H150V201H148ZM61 200H62V202H59ZM94 200H96L100 203L99 204L100 207L97 206V210H99V211H96V214H95V211L93 209H94V205H97L98 203L97 202H96L97 204L94 203ZM135 201H136V203H135ZM151 201L153 202L152 203L153 205L150 203ZM204 201H206V202H204ZM102 202H103V205H102ZM216 202H217V205H216ZM86 203L87 204L89 203V204L86 206ZM129 203H130V205H129ZM57 204H59L60 206L58 207ZM92 204H93V206H92ZM149 204L152 205L153 208L152 207L150 208ZM84 205L86 207H84ZM125 206H126V210H125ZM174 206H176L175 208H177V210L174 209ZM179 206H181V207H179ZM51 207H52V209H51ZM157 207H159V206L157 205ZM113 208H115V210ZM146 208H148V209H146ZM197 208L198 209L200 208L199 209L200 211L203 209L202 211H204V212L201 211V213H200V211L197 210ZM212 208H213V210H212ZM30 209H32V210H30ZM69 210H71V211H69ZM129 210H130V212H129ZM140 210L141 211L144 210V212L141 213ZM92 211H93V213H92ZM209 211H211V212H209ZM85 212H87V213H85ZM114 212H116V213H114ZM32 213H34V214H32ZM154 213H155V215H157V216L160 215V216L157 217L154 215ZM69 214L71 215V217ZM125 214L128 217H125ZM118 215H120L121 217L124 216L126 218V220L129 221L128 224H125L127 226H125L124 224L121 225L123 227L120 226L121 229L119 230V232L113 231V226H116L117 222L119 220L121 222L120 216H118ZM147 215H148V213H147ZM31 217H32V219H31ZM144 217H146V218H144ZM167 218H169V219L175 218L177 221V223L174 227L175 229L173 228L172 229L173 231H170L168 234L169 236L172 235L171 241L173 240V238L175 239L174 241H172L173 243H171L169 237H167L166 239L162 238L159 235L158 230H157L158 222L163 221ZM183 218H184V220H183ZM192 218L193 219L195 218L194 221H192ZM60 219L64 223L62 221H60ZM169 219L167 221H170ZM206 221H208V222H206ZM132 223H134V224H132ZM130 224H132V226ZM135 224H136V226H134V227H136V228L134 229L133 225H135ZM197 224H199V225H197ZM212 224H214V225L212 226ZM119 225L120 224H118V226ZM194 225H197V226L193 227ZM118 226H116V227H118ZM124 226H125V228H124ZM142 226L145 229H143ZM73 228H75V229H73ZM137 228H138V230L141 229V230H148V231L144 232V234H146V235H144L143 233L141 234L140 232L139 233L141 235H139L138 233H136V232H138V230H136ZM183 228H185V229L183 230ZM224 228L226 230H224ZM222 230H223V232H222ZM72 231H74V232H72ZM98 231H99V233H98ZM111 231L115 232V233H112ZM29 232H30V230L25 232L24 235L25 236L27 235L26 237H28ZM61 232H62V234L59 235ZM88 233H89V235H88ZM109 233L111 234V236H114L116 233H119L118 235H120V236H119L118 240H120V241H118L116 245H119L120 244L119 242H121V245H122L121 249L110 248L112 246L111 244L109 247V243L112 242V241L110 242V239L108 240V238H107L108 236L110 237ZM206 233L208 236L206 235ZM157 234H158V237H157ZM194 234H195V237L193 238ZM86 235H88V236L85 239ZM118 235L116 234V236H118ZM203 235H205L206 237L205 236L203 237ZM251 235L252 234H250V236ZM59 236L61 238H59ZM66 236H67V238L69 237L68 238L69 240L68 239L66 240ZM136 237H138V238H136ZM71 238H72V240H71ZM5 239H6V241H5ZM83 239H84V241H83ZM88 239H90V240H88ZM151 239L152 240L156 239L155 240L156 243H154L155 241H152ZM189 239H191V240L189 241ZM149 240H151V241H149ZM158 241H160V243ZM147 242H148V244L146 245L145 243H147ZM158 243H159V245H158ZM74 245H76V247H74ZM149 245L151 246V248ZM94 247H96V248L94 249V252H93V250H91V249H93ZM108 247H109V249H108ZM142 247H143L144 251L140 250V248L142 249ZM90 250L92 252H90V254L87 255L86 252L90 251ZM129 251H130V253H129ZM139 252H141V253H139ZM144 252H145V254H144ZM183 252H184V254H183ZM50 253L52 255V252H50ZM72 253L74 255H71ZM97 253H99V254H97ZM32 254H33V256H32ZM80 254L82 255V262H81V258H80L81 255ZM136 254H137V256H136ZM173 254H174V256H173ZM68 255L71 257H69ZM78 255L80 257H78ZM83 255H85L86 258ZM92 255H93V258H91V259H93V261L89 258ZM242 255H245V254H242ZM168 256H171V257L168 258ZM27 257H28V263L26 260ZM221 257H224V256H220L218 260H221ZM68 258H70V259H68ZM174 258H175V260L171 261ZM33 259H35V262H33ZM95 259L97 261H95ZM103 259H104V261H103ZM100 260L102 263L99 262ZM155 261H156V263H155ZM224 261H225V259L222 261V263H226ZM133 262H135V263H133Z\"/></svg>",
  "mask_w": 264,
  "mask_h": 264
}]
</instances>
